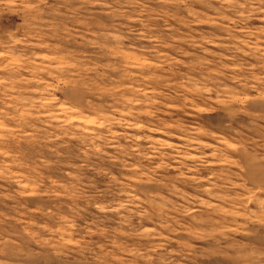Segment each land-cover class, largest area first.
I'll list each match as a JSON object with an SVG mask.
<instances>
[{"label":"rangeland","instance_id":"374dc122","mask_svg":"<svg viewBox=\"0 0 264 264\" xmlns=\"http://www.w3.org/2000/svg\"><path fill=\"white\" fill-rule=\"evenodd\" d=\"M0 264H264V0H0Z\"/></svg>","mask_w":264,"mask_h":264}]
</instances>
